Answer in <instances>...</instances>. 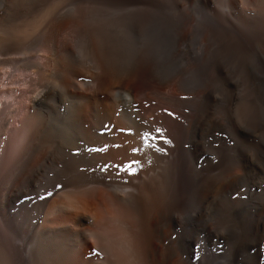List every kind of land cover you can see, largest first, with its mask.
I'll return each instance as SVG.
<instances>
[{"label":"rangeland","instance_id":"1","mask_svg":"<svg viewBox=\"0 0 264 264\" xmlns=\"http://www.w3.org/2000/svg\"><path fill=\"white\" fill-rule=\"evenodd\" d=\"M98 1L0 0V188L2 183L5 189L16 185L10 188L11 193H16L4 189L9 196L3 193L5 201L0 200V264H36L31 233L38 226V206L52 203L54 194L86 182L130 184L139 174L117 176L115 168L101 172L97 167L108 162L115 165L114 160L103 162L99 158L104 148L101 143L110 135L112 116L116 112V118L121 116L118 108L106 112L100 107L101 113L88 116L92 135L79 133L83 124L74 119L76 110L97 92L88 84L91 75L73 64L70 56L79 45V30L92 36L90 25L109 18L98 13L119 4L135 12L152 0H108L110 6L105 0ZM169 1L164 3H172L171 8L176 6L172 10L183 20L176 31L177 44L189 35L185 20L191 6L207 17L209 33L205 31L204 36H208L202 37L201 44L207 45H202V51L208 67L206 79L197 76L195 86L176 94L173 107L155 97L142 99L137 88L132 92L140 105L138 121L142 131L162 133L171 142V152L178 149L181 160L175 173L176 183L167 186L170 193L166 191V197L160 200V211L153 219V260L155 264H264V0H224L223 4L219 0ZM86 19H92L91 24L84 26ZM41 45L46 49L41 51ZM63 61L71 64L70 78L74 76L67 79L66 87L77 96L67 95L58 86L59 72L57 75L55 67ZM43 62V66L49 63L52 67L48 80L38 73H43ZM117 73L124 78L129 72ZM39 81L45 87L43 90L36 87ZM36 91L39 97L43 95L36 114L40 122L43 119L45 131L37 146L17 159L13 154V129L22 121L20 112L36 96ZM198 94L195 104L191 97ZM187 127L191 134L185 133ZM173 130L179 145L170 137ZM185 141L188 147L184 150ZM10 170L16 171L14 176L10 177ZM6 175L16 181L5 179ZM44 192L47 194L43 196ZM94 205L91 203L89 209L98 215ZM76 221L72 226L74 232L88 227L84 217L79 216ZM61 226L69 230L67 221Z\"/></svg>","mask_w":264,"mask_h":264},{"label":"bare ground","instance_id":"2","mask_svg":"<svg viewBox=\"0 0 264 264\" xmlns=\"http://www.w3.org/2000/svg\"><path fill=\"white\" fill-rule=\"evenodd\" d=\"M106 1L108 0H105V3L109 4V1ZM164 1L152 0L149 2V0H147L149 3L144 4L139 11L135 12L125 5L119 6V4L115 8L113 6V8H109L106 4L108 7L107 10L104 12L100 10L101 13H98V15L109 16L108 19L92 24V19H86L83 23L84 26L91 24L92 36L82 29L78 31L79 45L70 58L74 62L73 64L82 67L91 75V80L88 84L91 89L97 92L95 97H91L88 101L86 100L87 102L85 104L82 103L83 105H80L76 110L74 119L81 122V125L83 124L81 127L83 129L79 133L92 135V125L90 127V124H88V121H90L88 120V116L90 114L93 116L95 112L101 113L99 110L101 108L106 112H111L118 108L121 119L115 117L118 112L112 116L111 121L113 125L110 129L108 128L110 135L106 140V137H103L105 141L101 143L103 145L102 147H104L102 149L103 153L102 155L95 153V155H101L100 157L102 158L99 159H102V161L103 159L107 161L114 160L115 165L118 163L117 165L120 166L138 161L139 164H134L133 166L137 167V172L139 174L137 173V177L135 176L137 179L130 184L121 183L122 185H120L118 183L111 184L101 181L86 182V184L82 183L83 185L72 187V189L68 191L57 194L53 193L54 199L51 200L52 203L49 204L48 202V204H45V202L39 205L38 208L40 207V214L42 215H36L38 218V226H34L31 233V249L36 264H155L152 257L155 244L152 232L153 219L156 217L155 214L159 208L160 200L166 197V191L170 193V191L167 190V186L171 185L173 182L176 183L174 180V178H176L175 173L176 170H178L181 160L177 152L178 149L174 148L175 151L171 152L169 147L171 142L169 143L163 138V136H161L162 133L160 135H155L156 133L152 135L149 132L150 129L142 131V123L138 121L141 117L138 111L139 104H137V98H134L132 92L134 88H137L142 99L145 100L149 96L155 97L157 100L163 101L170 107H173L176 94L183 92L186 87H193L197 76L201 79H206V67H208L203 55L204 50L202 51L204 42L201 44L202 37L207 29L206 26L208 25L207 17L198 12L195 6H191L188 9L189 14L187 13L188 16L185 20L189 33L186 32L189 35L187 34L188 37L184 42L177 44L175 41V37L177 36L176 31L183 20L179 19L180 14L177 15L179 16L177 18L176 14L173 12L172 9L176 6L171 8L170 4L172 3H170L169 6L167 3H164ZM99 2L100 1H98L97 4ZM138 2L140 1L138 0ZM131 7L133 8V6ZM91 11H93V9ZM179 12H181L180 9ZM207 31L208 34L209 30ZM207 34L206 37L208 36ZM187 35L185 34V36ZM42 45L41 51L46 49L45 45ZM27 51L28 50H26V52ZM65 58H68V56ZM44 62L42 66L45 64ZM53 64L52 62V65ZM69 64L66 61L62 63L59 62L58 67L53 66L58 68V71L56 72L54 68L53 70L57 75L59 72V82L57 81L58 86H62L63 89H65L64 92L67 93V95L69 93V95L73 97L77 96V94L68 90L66 87V83L68 84L69 82L67 79L70 78L71 71ZM49 65L50 64L47 63V65L43 66V73H41L40 71L42 70H40L38 72L39 75L43 74V76L47 78L52 68L51 65ZM210 66L209 64V67ZM119 70H126L129 73L122 78L119 77L117 73ZM51 74L52 73H50V75ZM208 77L209 76H207V78ZM54 82L56 83V80ZM37 83L38 86L36 87L39 90L45 88L41 86V81ZM70 84L71 83H69V85ZM94 92L95 91H93V93ZM36 93V96L31 100L29 99L30 101L27 102L28 104L21 110L22 121L17 122V125H15L13 129L14 133L12 137L15 143L13 154L15 153L14 156L17 159H19L27 149L30 151V149L35 148L39 143V137H41L45 131V127L42 125L43 119L41 120L42 122H40V116L36 114V107L38 103L42 101L43 95L39 97L38 95L40 93L38 91H36ZM33 94L35 95V92ZM33 94L31 95L32 97ZM200 95L202 96L201 92ZM197 97H199V94L198 96L193 95L191 97L192 102L195 104H197L196 101L199 99ZM200 101H202V99ZM192 114L191 116H193ZM191 120L192 119H190V121ZM137 122H139V124ZM127 129H131L132 131L130 133L123 131ZM174 131L175 130L170 133L173 142L179 139L177 135H174ZM143 133H148L149 135L142 141L141 136ZM185 133L191 134L188 127ZM60 136H63L62 132ZM153 137L156 138L153 139ZM179 141L177 140L176 143ZM179 143H177V145H179ZM183 143L185 144V150V147H188V143L186 141ZM177 145L174 146L176 147ZM134 149H138V151H134ZM96 151L99 152V150ZM107 164H109V162ZM21 165L23 167L25 166L23 162H21ZM21 169L22 167L19 170ZM15 170L17 171V169ZM15 170H10L12 171V173L10 172L11 174L9 173L10 177L14 174L13 172L16 173ZM122 174H124V172H122ZM125 174L128 175L127 173ZM7 175L4 177L5 179L9 177ZM18 175H20V177L22 176L21 174ZM10 180L16 181V178H10ZM10 180L8 179L7 181L12 184ZM4 181L6 182V180ZM2 184L4 185V183ZM2 184V188L0 189H3V192L2 190H0V192L2 194L5 193V195H7V193L9 194V192L4 191L5 188ZM11 186H7L9 189L5 190H10ZM172 186L171 189L169 188L170 190H172ZM12 193L10 190V194ZM45 193L46 192L43 193V196ZM2 194H0V197ZM14 195L15 194L12 196L14 197ZM8 196L9 195H7V197ZM49 199L50 197L47 200L49 201ZM0 200L1 202L5 201V199L2 200V197ZM2 203L0 204L1 208H3ZM91 203L95 204L94 206H96L98 210V215H95L89 209ZM161 206H163V204ZM79 216L84 217V221L88 222V227H82L78 229L77 232H74L72 226L77 224L78 221H76V219ZM66 221L68 222L69 230L67 227L66 230L61 226V224ZM154 222L156 223V220ZM3 254L4 252H2V255Z\"/></svg>","mask_w":264,"mask_h":264},{"label":"snow or ice","instance_id":"3","mask_svg":"<svg viewBox=\"0 0 264 264\" xmlns=\"http://www.w3.org/2000/svg\"><path fill=\"white\" fill-rule=\"evenodd\" d=\"M219 2H220L221 4H223V3H224V0H219ZM123 131H127V132L130 133L132 130H131V129H127V130H123ZM156 131H157L158 133L160 132L159 129H157ZM147 135H149V134H148V133H143V134H142V136H141L142 141H143V139H144ZM155 138H156V137H153V139H155ZM134 151H138V149H134ZM134 164H139V162H138V161H136V162H132V163H129V164L125 165V166H120V165H108V164H106V165H102V166L98 165L97 167L99 168V170H100L101 172H106V171H108L109 168H115V169H116V175H117V176H119L120 173H122V172L127 173L128 175H133V174H136V173H137V167H134V166H133ZM52 194H53V193H49V195H52ZM194 258H195V257H194ZM262 259H264V256H262Z\"/></svg>","mask_w":264,"mask_h":264}]
</instances>
